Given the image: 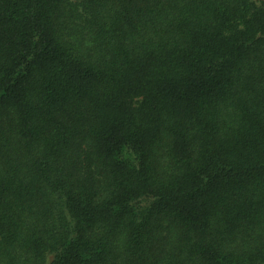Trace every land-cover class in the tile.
I'll return each mask as SVG.
<instances>
[{"label": "trees", "instance_id": "16d2710c", "mask_svg": "<svg viewBox=\"0 0 264 264\" xmlns=\"http://www.w3.org/2000/svg\"><path fill=\"white\" fill-rule=\"evenodd\" d=\"M0 264H264V0H0Z\"/></svg>", "mask_w": 264, "mask_h": 264}]
</instances>
